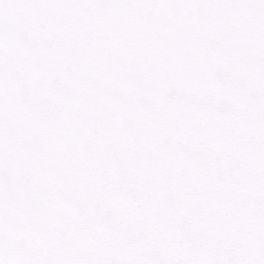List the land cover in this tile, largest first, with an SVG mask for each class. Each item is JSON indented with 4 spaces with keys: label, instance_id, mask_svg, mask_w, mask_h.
Segmentation results:
<instances>
[{
    "label": "snow or ice",
    "instance_id": "6c2138e0",
    "mask_svg": "<svg viewBox=\"0 0 264 264\" xmlns=\"http://www.w3.org/2000/svg\"><path fill=\"white\" fill-rule=\"evenodd\" d=\"M0 264H264V0H0Z\"/></svg>",
    "mask_w": 264,
    "mask_h": 264
}]
</instances>
